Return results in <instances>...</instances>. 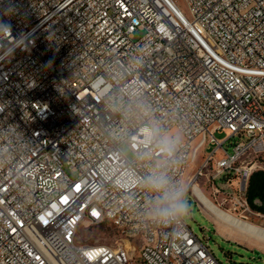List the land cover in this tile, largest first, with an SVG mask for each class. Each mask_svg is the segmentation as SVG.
I'll return each mask as SVG.
<instances>
[{"label": "built area", "instance_id": "built-area-1", "mask_svg": "<svg viewBox=\"0 0 264 264\" xmlns=\"http://www.w3.org/2000/svg\"><path fill=\"white\" fill-rule=\"evenodd\" d=\"M185 2L0 0V264H221L181 216L155 214L145 182L163 175L181 200L198 184L248 220L264 0ZM100 225L114 239L86 243Z\"/></svg>", "mask_w": 264, "mask_h": 264}, {"label": "rangeland", "instance_id": "rangeland-1", "mask_svg": "<svg viewBox=\"0 0 264 264\" xmlns=\"http://www.w3.org/2000/svg\"><path fill=\"white\" fill-rule=\"evenodd\" d=\"M174 2L183 13L187 14L185 0H174ZM143 34L144 31L142 29H136L133 32V40H138ZM225 133L226 132L223 131L215 132L214 137L217 139L223 138ZM229 142V140L225 142V147H227L228 151H231L232 146ZM120 148L127 157H132L131 152L125 144L120 145ZM210 149L211 145H208L206 150ZM203 158L204 156L200 152L197 161L192 164V169L197 168ZM65 170L71 177L76 176V172L66 167ZM190 174L191 171L189 172V175ZM204 191L203 192L207 195V191ZM190 193L191 189L189 187L181 200L189 209L181 218L190 226L193 233L196 234L198 238L207 243L212 254L221 264H264V250H262L264 249V241L229 227L227 224L217 219L211 212H204ZM224 201L225 206L231 204V200L228 197ZM252 211V213H245L248 215V220L264 227V213H254L256 211ZM210 218H213L215 226ZM81 234L86 243H106L110 242L115 237L114 229L106 225L83 227L81 229Z\"/></svg>", "mask_w": 264, "mask_h": 264}, {"label": "bare ground", "instance_id": "bare-ground-1", "mask_svg": "<svg viewBox=\"0 0 264 264\" xmlns=\"http://www.w3.org/2000/svg\"><path fill=\"white\" fill-rule=\"evenodd\" d=\"M191 190L199 198L206 213L211 212L217 219L224 222L229 227L242 231L258 240L264 241V227L251 221L243 220L235 214L222 209L203 192L198 184L191 185ZM211 219L213 220V218Z\"/></svg>", "mask_w": 264, "mask_h": 264}, {"label": "clouds", "instance_id": "clouds-1", "mask_svg": "<svg viewBox=\"0 0 264 264\" xmlns=\"http://www.w3.org/2000/svg\"><path fill=\"white\" fill-rule=\"evenodd\" d=\"M145 183L151 190L161 193L155 208V214L158 217L162 219L172 216L179 217L189 211L188 207L181 202V193L169 191L167 179L163 175L150 176Z\"/></svg>", "mask_w": 264, "mask_h": 264}, {"label": "trees", "instance_id": "trees-1", "mask_svg": "<svg viewBox=\"0 0 264 264\" xmlns=\"http://www.w3.org/2000/svg\"><path fill=\"white\" fill-rule=\"evenodd\" d=\"M246 195L251 209L264 213V170L250 174Z\"/></svg>", "mask_w": 264, "mask_h": 264}, {"label": "crops", "instance_id": "crops-1", "mask_svg": "<svg viewBox=\"0 0 264 264\" xmlns=\"http://www.w3.org/2000/svg\"><path fill=\"white\" fill-rule=\"evenodd\" d=\"M262 250H264V249H262Z\"/></svg>", "mask_w": 264, "mask_h": 264}]
</instances>
